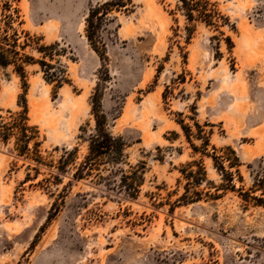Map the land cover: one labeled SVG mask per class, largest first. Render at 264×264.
<instances>
[{"label": "rangeland", "instance_id": "rangeland-1", "mask_svg": "<svg viewBox=\"0 0 264 264\" xmlns=\"http://www.w3.org/2000/svg\"><path fill=\"white\" fill-rule=\"evenodd\" d=\"M105 1L15 4L19 40L23 31L57 42L68 81L54 89L29 64L24 86L0 69V115L21 111L23 94L35 127L24 154L14 137L0 140V264H264V208L238 193L264 162V0H207L209 24L188 22L177 0ZM90 9L97 51L86 36ZM34 46L25 50L39 57ZM97 84L108 129L126 143L115 179L141 165L135 198L107 181V169L75 180L68 168L55 182L48 165L62 148L77 146L75 163L85 154L78 128L94 125ZM213 155L237 163L226 168L235 190L215 189ZM191 160L204 167L199 183L187 175Z\"/></svg>", "mask_w": 264, "mask_h": 264}, {"label": "trees", "instance_id": "trees-1", "mask_svg": "<svg viewBox=\"0 0 264 264\" xmlns=\"http://www.w3.org/2000/svg\"><path fill=\"white\" fill-rule=\"evenodd\" d=\"M17 1L18 0H0V69L11 67V70L20 77L25 86V66L37 64L43 73L44 80L52 84L54 89H57L68 81L65 66L61 64L58 59L54 58L55 55L59 54L55 49L58 43L39 44L38 39L23 31H21V33H23V39L22 41L19 40L20 35L12 26V24L17 21L18 24L22 23L19 19L18 9L15 6ZM177 2L188 22L197 18L204 21L206 24L211 23L210 20L207 19V17H209L207 7L209 3L207 0H177ZM128 3H130V0H106L101 5L107 6L108 9H110L111 7H124ZM94 11L95 10L90 9L86 18V36L92 48L97 51L95 44L91 42V34L88 32V28L91 26L90 17ZM185 29L187 30L185 36V42L187 43L190 38L191 28L186 27ZM226 41L228 47H231L229 37L226 38ZM31 44L35 45L34 50L40 54L39 57H34L30 52L25 50V48ZM100 58L102 59V56H100ZM101 96L102 93L99 91L97 84L90 96V111L93 115L94 125L88 132L82 125L78 128L79 134L77 137L82 142H86V152L81 160L75 163L77 146H73L70 149L62 148V153L59 155L56 162L48 165H52L57 170L53 176L55 182H59L60 174L66 172L68 168H73L71 178L75 180L92 174L97 177V180L103 179L99 171L101 169H107L109 170L108 176L106 177L107 181L117 183L119 189L126 195L135 198L140 183L139 179H141L138 174V168H141V165L136 164L135 166H130L132 170L129 174L120 173L117 179H115V174L119 170L118 165L123 162V150L126 143L122 136H115L109 131L106 114L102 109ZM21 98L23 99L21 111L12 112L6 110V116L3 117L0 115V140L5 142L8 138L14 137L15 149L20 154H24L28 151L29 142L35 137V127L28 123L23 94ZM178 123L185 138L187 141H190V136L192 134L190 127L182 121ZM195 125L198 131H200L199 125L197 123H195ZM198 135H200V132H198ZM32 144L35 148L38 142L33 141ZM202 144L205 149L208 144V139L206 138ZM191 145L193 151H197L196 146L192 143ZM212 157L214 168H216L221 175V182L215 186V189L235 190L233 183L234 173L226 168H236L237 163L233 162V160H229L225 167L221 160L218 161L217 156L213 155ZM186 166L189 168L194 166L196 168V170H190L187 174L194 178V183H199L204 179V167L200 162L191 160ZM235 172L237 181L242 182V176L237 169H235ZM238 193L246 204L251 201L253 206L264 208V162L258 163L257 166L250 171L249 186L245 190L239 187Z\"/></svg>", "mask_w": 264, "mask_h": 264}]
</instances>
